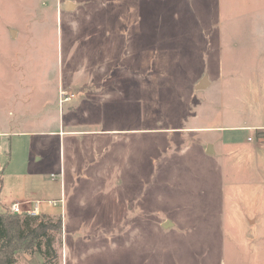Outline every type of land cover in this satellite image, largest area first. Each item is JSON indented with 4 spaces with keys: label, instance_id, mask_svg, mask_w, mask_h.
<instances>
[{
    "label": "rangeland",
    "instance_id": "rangeland-1",
    "mask_svg": "<svg viewBox=\"0 0 264 264\" xmlns=\"http://www.w3.org/2000/svg\"><path fill=\"white\" fill-rule=\"evenodd\" d=\"M1 176L68 201L16 264H264V0H0Z\"/></svg>",
    "mask_w": 264,
    "mask_h": 264
},
{
    "label": "trees",
    "instance_id": "trees-1",
    "mask_svg": "<svg viewBox=\"0 0 264 264\" xmlns=\"http://www.w3.org/2000/svg\"><path fill=\"white\" fill-rule=\"evenodd\" d=\"M62 231V216L0 213V264H16L20 252L40 253L46 263L57 257L54 242Z\"/></svg>",
    "mask_w": 264,
    "mask_h": 264
},
{
    "label": "crops",
    "instance_id": "crops-1",
    "mask_svg": "<svg viewBox=\"0 0 264 264\" xmlns=\"http://www.w3.org/2000/svg\"><path fill=\"white\" fill-rule=\"evenodd\" d=\"M137 41L138 42H140V43H138L137 44ZM128 42H129V47H128V44H127V47L125 48V49H128V52H129V54H130V56L131 57H141L142 55L143 56H153V55H156V54H158L160 51L158 50H156V49H154V47L152 46L151 47V45H149V44H145L144 42L143 43H141L142 41L141 40H137L136 39V37L134 36V38L133 39H129L128 38ZM132 44V45H131ZM113 47H114V45H113ZM146 50V51H145ZM145 51V52H144ZM141 54V55H139V54ZM112 54H114V52L112 53ZM112 54H110L111 56H112ZM109 55V56H110ZM207 79V78H206ZM106 80V79H105ZM203 80V79H202ZM202 80H200L199 81V83L202 81ZM103 83L105 84V82H102V85H103ZM198 83V84H199ZM197 84V85H198ZM209 85V81L207 80V86ZM92 86H91V84H89V83H85L83 86H81V87H79L78 89L79 90H81V91H79L80 92V94H83V92H84V94L86 93L87 94V96L85 97V98H83L84 99V102H86L85 100H86V98H88V97H92L93 99H94V97H97V94H98V92H94V91H90V88H91ZM196 88H197V86H196ZM92 89V88H91ZM83 91V92H82ZM77 99H79V95H78V98ZM83 102V103H84ZM82 105V104H81ZM85 113V112H84ZM89 113V111L88 112H86V114H88ZM80 114V116L83 114V112H80L79 113ZM72 116V115H71ZM71 116L70 117H68L67 119H69V118H71ZM83 116H85V114L83 115ZM77 118H81V117H74V118H72V119H75L74 121L76 122V120H77ZM67 119H66V121H67ZM74 121H72V122H70L69 124L66 122H64V126L66 127V124L70 127V126H73L74 124H75V122ZM66 128H62V124H60V126H59V129H56V130H52V131H50L49 133H59V135H65L66 134V132H78V131H76V130H65ZM208 147V146H207ZM78 168L79 167H77V165H74V166H72V169H71V171H72V173L73 174H71L72 175V180H73V183L74 184H77L78 183V178H79V175H80V171L78 170ZM61 171H63V168H61ZM64 176H63V181H65V182H67V180H68V178H67V172H66V169L64 168ZM81 172H83L82 170H81ZM52 174H56V173H52ZM51 174V175H52ZM88 177V176H87ZM94 176H92V175H89V178L88 179H91L92 180V178H93ZM53 179V178H52ZM55 180V179H54ZM0 181H2L3 182V178H2V176H1V180ZM1 182V183H2ZM62 196H64L65 197V204H64V206H60L61 207V211L60 210H58L57 209V207H59V205L58 206H53V205H50L47 201L48 200H51V199H60ZM61 197H38V198H31V197H23L21 200H15V201H13L12 203H14V202H16V201H18V202H23L24 204H25V207H27V206H29L30 204L31 205H34V203H36L37 201H41V203H40V205H39V210H40V212H41V214H48V215H52V216H55L54 214L55 213H58V212H61V213H63V216H64V212L65 211H67V208H68V201H67V198H66V195H64V194H62L61 195ZM9 206H11V205H9ZM8 208L9 207H7V210H8ZM6 210V208L3 210V211H1L0 213H2V212H5V211H7ZM66 220L64 221V226H65V228H66ZM42 264H43V260H42V262H41Z\"/></svg>",
    "mask_w": 264,
    "mask_h": 264
},
{
    "label": "built area",
    "instance_id": "built-area-1",
    "mask_svg": "<svg viewBox=\"0 0 264 264\" xmlns=\"http://www.w3.org/2000/svg\"><path fill=\"white\" fill-rule=\"evenodd\" d=\"M75 97V94H69L67 91H61V103L64 102H69L72 98ZM58 175L57 174H52L53 179H57ZM63 179V176H62ZM50 205L53 206H64L65 204V197L62 196L60 199H51L47 201ZM41 201H37L34 203V205H29L25 207V204L23 202H14L9 206L8 211L12 213H17L21 215H29V216H40L42 215L40 210H39V205Z\"/></svg>",
    "mask_w": 264,
    "mask_h": 264
},
{
    "label": "water",
    "instance_id": "water-1",
    "mask_svg": "<svg viewBox=\"0 0 264 264\" xmlns=\"http://www.w3.org/2000/svg\"><path fill=\"white\" fill-rule=\"evenodd\" d=\"M207 86V79L204 78L198 85H197V88L198 89H203ZM207 152L209 153H212L214 152V148H213V145L212 144H209L208 147H207Z\"/></svg>",
    "mask_w": 264,
    "mask_h": 264
}]
</instances>
